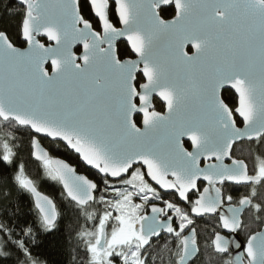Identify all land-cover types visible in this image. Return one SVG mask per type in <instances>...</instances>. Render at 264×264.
Wrapping results in <instances>:
<instances>
[{
    "label": "snow or ice",
    "instance_id": "snow-or-ice-1",
    "mask_svg": "<svg viewBox=\"0 0 264 264\" xmlns=\"http://www.w3.org/2000/svg\"><path fill=\"white\" fill-rule=\"evenodd\" d=\"M8 12L0 202L27 194L35 219L0 220V264H60L36 249L65 231L67 208L68 264H264V0H15ZM25 150L64 205L39 190ZM202 217L215 218L207 237Z\"/></svg>",
    "mask_w": 264,
    "mask_h": 264
},
{
    "label": "trees",
    "instance_id": "trees-1",
    "mask_svg": "<svg viewBox=\"0 0 264 264\" xmlns=\"http://www.w3.org/2000/svg\"><path fill=\"white\" fill-rule=\"evenodd\" d=\"M7 5V8L5 7ZM15 7V0H0V28H7L12 32L15 37V25L17 23V18L9 15L8 9ZM171 13H169L170 15ZM121 48H126L125 44H121ZM127 54V53H126ZM20 139L27 143L29 136L27 132L23 129L19 130ZM43 145L50 151L53 157H60L65 159L67 162L76 166L78 171L89 175V177L97 179L99 182V177H94L92 172L87 170L82 164L78 162L77 157L72 154L68 149H66L62 144H52L48 140H43ZM246 151V145H241L236 149V155L241 154V149ZM21 159L26 161L27 172L30 174L31 178L36 180L39 190L54 198L58 207H61L66 202L62 201L60 198L61 186L49 179L43 178L42 170L38 166L37 162L32 161L29 158L28 152L25 150L21 153ZM64 232L57 233L56 237H51L45 240L41 236L42 247L36 249L38 253L45 259H50L53 262H60V264H68L69 262V246L64 242L67 237V228L73 223V212L71 208L64 209ZM35 219L34 209L32 207V198L27 194L13 193L11 200L8 203L7 208H5L3 202H0V220L4 222H11L16 224H21L25 222H32ZM215 223V218H206L203 222H199L197 227L202 231L203 237H207L208 233L203 232L204 229L211 230L212 224ZM255 227V225H253ZM244 240L246 237L242 233ZM51 241V242H49ZM202 264H215L214 258L205 255L202 258Z\"/></svg>",
    "mask_w": 264,
    "mask_h": 264
},
{
    "label": "flooded vegetation",
    "instance_id": "flooded-vegetation-1",
    "mask_svg": "<svg viewBox=\"0 0 264 264\" xmlns=\"http://www.w3.org/2000/svg\"><path fill=\"white\" fill-rule=\"evenodd\" d=\"M63 145V144H62ZM64 146V145H63ZM65 147V146H64ZM73 154V153H72ZM74 155V154H73ZM75 157H76V155H75ZM78 162L80 163V164H82L79 160H78ZM83 165V164H82ZM84 166V165H83ZM85 167V166H84ZM86 168V167H85ZM87 170H89V171H91L92 172V175L94 176V177H96V175L93 173V171L92 170H90V169H88V168H86ZM79 173H81V172H79ZM81 174H84V173H81ZM91 178V177H90ZM97 178V177H96ZM94 179V178H93ZM97 180V179H96ZM98 181V180H97ZM225 191L226 192H228V193H230V194H232L233 195V197H234V199H237L239 196H241L242 194H243V188H242V186H236V185H227L226 186V188H225ZM167 198L168 199H170V200H173L174 202H177V198H176V196H175V194L174 193H170V194H167ZM206 218H214V217H204V218H201V219H198V218H196V226H197V224H199V222H203ZM226 235V234H225ZM239 236L241 237V239L243 240V241H246V240H244V238H243V235H242V233H239Z\"/></svg>",
    "mask_w": 264,
    "mask_h": 264
},
{
    "label": "water",
    "instance_id": "water-1",
    "mask_svg": "<svg viewBox=\"0 0 264 264\" xmlns=\"http://www.w3.org/2000/svg\"><path fill=\"white\" fill-rule=\"evenodd\" d=\"M47 140V139H46ZM45 147V146H44ZM45 149L46 150H48L46 147H45ZM69 150V149H68ZM49 151V150H48ZM70 152H72L71 150H69ZM50 152V151H49ZM73 153V152H72ZM74 154V153H73ZM75 155V154H74ZM55 158H60V157H55ZM61 159H63V158H61ZM65 160V159H64ZM66 161V160H65ZM67 162V161H66ZM69 163V162H68ZM82 163V162H81ZM83 164V163H82ZM84 165V164H83ZM86 168H88L86 165H84ZM89 169V168H88ZM91 170V169H90ZM93 171V170H92ZM81 174V173H80ZM236 186H239V185H236ZM202 218H204V217H202ZM198 219H201V218H198ZM224 234H226L227 235V233H224ZM238 239L240 240V241H243L242 239H241V237L239 236V234H238Z\"/></svg>",
    "mask_w": 264,
    "mask_h": 264
}]
</instances>
